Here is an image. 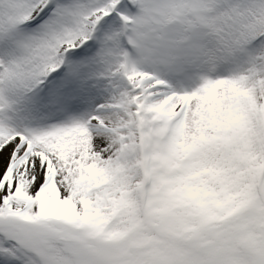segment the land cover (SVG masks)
<instances>
[{
  "label": "snow or ice",
  "instance_id": "1",
  "mask_svg": "<svg viewBox=\"0 0 264 264\" xmlns=\"http://www.w3.org/2000/svg\"><path fill=\"white\" fill-rule=\"evenodd\" d=\"M0 264H264V0H0Z\"/></svg>",
  "mask_w": 264,
  "mask_h": 264
}]
</instances>
